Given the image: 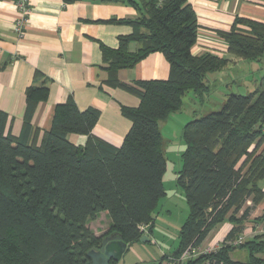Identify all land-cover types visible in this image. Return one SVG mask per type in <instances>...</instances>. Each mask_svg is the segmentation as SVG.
I'll return each mask as SVG.
<instances>
[{"label":"trees","instance_id":"1","mask_svg":"<svg viewBox=\"0 0 264 264\" xmlns=\"http://www.w3.org/2000/svg\"><path fill=\"white\" fill-rule=\"evenodd\" d=\"M69 1V0H66ZM139 14L124 22L132 27L118 37L115 48L101 47L107 73L103 81L136 96V106H121L130 127L119 146L91 131L100 110L79 109L71 95L55 105L51 124L40 138L32 124L46 86H29L20 133L6 130L8 115L0 110V264H91L87 253L103 237L119 234L131 245L153 228V212L165 195L162 177L166 161L158 121L182 104L191 91H209L208 73L221 71L229 59L210 52L194 54L196 14L187 0H138ZM243 26V28H239ZM226 53L243 59L264 54V22L237 16L231 28L219 31ZM131 42L137 48L129 50ZM159 52L168 63L164 79L125 83L118 71L131 68L146 55ZM70 133L85 135L82 145ZM185 149L176 172L188 204L170 264H264V232L237 245L253 207L264 199V85L246 94L226 96L218 110L186 122ZM251 200L240 216L239 210ZM105 211L108 228L96 235L89 219ZM264 219V210L254 221ZM230 224L219 246L180 259L198 248L217 224ZM245 249L244 261L231 257Z\"/></svg>","mask_w":264,"mask_h":264},{"label":"crops","instance_id":"2","mask_svg":"<svg viewBox=\"0 0 264 264\" xmlns=\"http://www.w3.org/2000/svg\"><path fill=\"white\" fill-rule=\"evenodd\" d=\"M132 1L138 3V0H29L23 34L19 37L14 31V23L20 16L15 0H0V110L8 115L7 131L15 136L21 131L26 89L46 86L47 97L38 103L32 118L38 138L49 129L55 105L71 95L79 109L93 106L100 110L91 131L94 136L116 146L121 144L130 127V121L121 114V106H136L139 100L123 89L103 82L107 73L101 47L115 48L119 36L131 33L132 27L124 21L139 14ZM187 1L195 11L198 24L197 40L192 47L194 54H227L226 43L219 31L229 30L237 16L264 22V0ZM137 46L131 42L128 48L133 51ZM226 57L235 65L243 59L229 54ZM222 72L223 69L212 72L216 73L212 80L223 77ZM167 75L168 63L159 52H152L133 67L118 71V78L125 83L137 79H164ZM206 84L210 90L211 84ZM67 138L75 145L86 141L85 135L75 133L68 134ZM262 186L264 188V183ZM250 204L251 200L247 199L237 216ZM263 210L264 199L251 209L240 235L242 240L264 232L261 227L264 219L254 221ZM109 222L100 231L93 232L96 235L103 233ZM228 228L227 221L215 225L200 246L219 243ZM149 233L152 235V231ZM134 243L127 244L125 252L129 248L135 252ZM158 252L162 257L173 251L166 253L159 247ZM135 255L139 259L128 264L153 263L148 260L151 259L149 256L147 259L136 252ZM121 258V261L111 260L110 264H125ZM161 263L169 264L166 258Z\"/></svg>","mask_w":264,"mask_h":264},{"label":"rangeland","instance_id":"3","mask_svg":"<svg viewBox=\"0 0 264 264\" xmlns=\"http://www.w3.org/2000/svg\"><path fill=\"white\" fill-rule=\"evenodd\" d=\"M210 53L216 54L217 52ZM239 61L238 65L229 62L223 69L221 74L223 77L217 78L218 80H212L216 73H208L205 76V83L209 82L211 86L210 90L202 98L197 97L191 91L187 92L182 98L181 106L177 110L170 112L164 119L158 121L163 141V156L166 161L162 177L165 195L159 199L158 205L153 212L152 235L149 233L147 226H145L143 231V235L148 237L150 241H139L133 244L137 254L142 257L144 255L147 259L149 256L151 259L148 260L153 263L159 262V247L160 250L166 253H170L175 249L178 242V231L188 214V204L184 191L175 182L176 172L182 164L181 154L185 149L182 138L184 124L192 119L218 110L229 94H246L260 89L264 85V54L255 59H239ZM263 183L264 180L260 181L261 185ZM109 221L108 215L102 212L98 213L94 219H89L87 225L92 231H100ZM262 225L261 227L264 228V225ZM216 244L208 247L215 248L220 242ZM135 252L129 248L121 259H123L125 264L130 261L134 262L139 259L136 257ZM230 255L235 260L244 261L247 253L245 249H236Z\"/></svg>","mask_w":264,"mask_h":264},{"label":"water","instance_id":"4","mask_svg":"<svg viewBox=\"0 0 264 264\" xmlns=\"http://www.w3.org/2000/svg\"><path fill=\"white\" fill-rule=\"evenodd\" d=\"M149 238L142 235L139 241H148ZM127 249V243L124 242L119 234H110L102 238L98 248L91 249L87 255L91 264H110V261H118Z\"/></svg>","mask_w":264,"mask_h":264},{"label":"built area","instance_id":"5","mask_svg":"<svg viewBox=\"0 0 264 264\" xmlns=\"http://www.w3.org/2000/svg\"><path fill=\"white\" fill-rule=\"evenodd\" d=\"M28 4H29V0H15V5H16L17 9L20 11V16L18 17L17 21H15V23H14V31H16V33L18 34L19 37L23 34L25 17H26V13L29 9ZM144 229H145V225L143 226V231H144ZM242 241H243L242 237L239 236V237L235 238L231 243L233 245H237V244L241 243ZM208 246L209 245H202V246H199L198 248H188L182 253L180 259H185L186 257H190V256H193V255H196L199 253H205V252L214 250L219 245L215 248H213V247L210 248Z\"/></svg>","mask_w":264,"mask_h":264}]
</instances>
